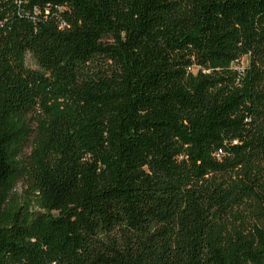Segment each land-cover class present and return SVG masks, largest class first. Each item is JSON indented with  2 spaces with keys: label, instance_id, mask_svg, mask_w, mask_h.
Listing matches in <instances>:
<instances>
[{
  "label": "trees",
  "instance_id": "1",
  "mask_svg": "<svg viewBox=\"0 0 264 264\" xmlns=\"http://www.w3.org/2000/svg\"><path fill=\"white\" fill-rule=\"evenodd\" d=\"M0 264H264V0H0Z\"/></svg>",
  "mask_w": 264,
  "mask_h": 264
},
{
  "label": "rangeland",
  "instance_id": "2",
  "mask_svg": "<svg viewBox=\"0 0 264 264\" xmlns=\"http://www.w3.org/2000/svg\"><path fill=\"white\" fill-rule=\"evenodd\" d=\"M26 65L29 67V68H34V62L31 58H27L26 59ZM242 65H246V61L243 60L242 62ZM29 149H26L25 152H24V156L27 157L29 155ZM22 191H23V183L20 181L17 183L16 187H15V192L18 194V195H22ZM55 215L58 214V212H55L54 213Z\"/></svg>",
  "mask_w": 264,
  "mask_h": 264
}]
</instances>
